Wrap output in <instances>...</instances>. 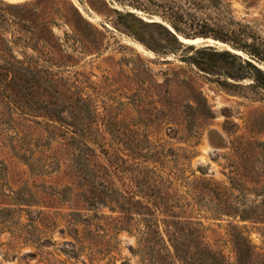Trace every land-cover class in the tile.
<instances>
[{
	"label": "rangeland",
	"instance_id": "obj_1",
	"mask_svg": "<svg viewBox=\"0 0 264 264\" xmlns=\"http://www.w3.org/2000/svg\"><path fill=\"white\" fill-rule=\"evenodd\" d=\"M172 24L191 36L179 35L185 47L166 33ZM74 25L81 43L73 40ZM241 25L264 39V0H0V264L154 262L140 246L143 226L123 224L84 183L80 168L90 165L66 150L47 118L34 119L33 97L24 95L20 106L13 87L4 88L8 62H17L20 84L45 64L66 82L51 96L40 89L33 96L80 102L78 130L102 157L98 163L105 160L101 135L111 142L116 130L137 152H160L158 170L174 183L186 216L202 227V242L235 264L230 234L238 228L256 247L253 264H264V91L213 68L202 72L190 58L221 59L188 48L247 57L201 36L209 26ZM48 27L65 67L42 61ZM145 158L152 167L154 159ZM198 181L226 188L229 198L200 191Z\"/></svg>",
	"mask_w": 264,
	"mask_h": 264
},
{
	"label": "trees",
	"instance_id": "obj_2",
	"mask_svg": "<svg viewBox=\"0 0 264 264\" xmlns=\"http://www.w3.org/2000/svg\"><path fill=\"white\" fill-rule=\"evenodd\" d=\"M128 15L133 16L131 13ZM119 17L122 18L123 15L119 13ZM72 27L76 36L73 40L81 43L83 41L81 30L75 25ZM172 27L174 31L164 28L166 33L176 45L185 47L179 40V35L187 38L191 36L182 32L176 24H172ZM48 30L51 35L46 38L49 49L45 56L46 59L42 61L50 62L51 65L55 63L57 67H65L62 57L56 60L53 50L56 51L58 47L52 41L55 36L51 28L48 27ZM201 36L206 39L212 37L230 44L233 50L242 52L247 57L230 50L219 52L212 46L202 48L190 46L188 48L195 50L197 54L222 60L207 61L205 57H192L190 58L193 60L191 64L205 73L213 68L220 72V76H226L238 83L248 82L250 88L264 91V39L250 34L249 26L244 25H241L238 30L226 28L214 30L209 26L208 31ZM163 49L166 52L169 51L167 48ZM222 63H224L223 66ZM16 64L17 62H8L4 68L7 70H4L5 73L11 74L4 88L13 87L20 106L25 104L24 95L32 96L34 104L30 107L33 109V105L36 106L34 111L39 115H33L34 119L47 118L55 133L64 141L66 150L71 149L78 152L75 157L80 158L81 162L83 160V164L86 162L90 165L85 166L91 168L90 171L80 168L79 176L84 183L89 185L103 201L115 207L123 224L129 227L134 224L138 227L143 226L140 246L154 261L153 264H228L222 252L214 251L202 242V227L194 219L186 216V209L183 210V204H181V195L173 190L174 183L166 179L158 170V165L163 160L160 152L154 151L147 154L137 152L133 147L136 145L129 143V137L124 132L120 133L116 130L110 133L113 137L109 139L111 142H108V134L101 135L104 143L99 147L105 160L98 163L102 157L88 144L86 145L84 142L86 136L78 130L83 119L82 109L79 107L80 102H72L69 97V101L62 99L60 102H53L54 100L45 101L33 96L38 89L51 96L53 93L60 92V88L66 86V82L55 73L49 74L50 71L47 70L51 66L45 64L29 83L20 84L18 83L21 82L18 78L19 72L14 71ZM52 99L56 100L54 96ZM56 106H63L65 111L60 114ZM21 126L22 129L29 128L27 124H21ZM90 143L95 144L96 142ZM88 151L91 154H87ZM145 155L154 159L151 160L152 167H149L148 161L150 160L146 159ZM198 184L197 189L214 194L218 200L229 198L228 190L225 188L226 191L220 185L212 189L203 187L199 181ZM230 237L235 249V264H253L257 252L250 239L242 231L238 232V228L237 232L230 234Z\"/></svg>",
	"mask_w": 264,
	"mask_h": 264
},
{
	"label": "bare ground",
	"instance_id": "obj_3",
	"mask_svg": "<svg viewBox=\"0 0 264 264\" xmlns=\"http://www.w3.org/2000/svg\"><path fill=\"white\" fill-rule=\"evenodd\" d=\"M185 42H187V43H189V44H194V43H197L198 41H201L202 39H195V40H185V39H183ZM207 40V39H206ZM212 41V40H211ZM236 52H238V53H240L239 51H236Z\"/></svg>",
	"mask_w": 264,
	"mask_h": 264
}]
</instances>
